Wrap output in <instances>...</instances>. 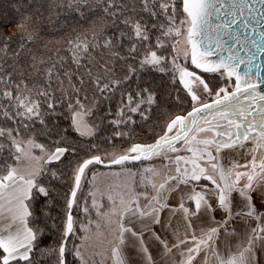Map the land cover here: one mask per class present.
<instances>
[{
    "label": "snow or ice",
    "instance_id": "6c2138e0",
    "mask_svg": "<svg viewBox=\"0 0 264 264\" xmlns=\"http://www.w3.org/2000/svg\"><path fill=\"white\" fill-rule=\"evenodd\" d=\"M12 11L0 19V264H129V249L156 264L149 239L164 264H264V0H14ZM185 99L191 111L152 143L101 153ZM225 150L245 162L225 166ZM146 161L160 166L128 167ZM95 166L120 171L89 179ZM98 175L130 179L105 187Z\"/></svg>",
    "mask_w": 264,
    "mask_h": 264
},
{
    "label": "trees",
    "instance_id": "16d2710c",
    "mask_svg": "<svg viewBox=\"0 0 264 264\" xmlns=\"http://www.w3.org/2000/svg\"><path fill=\"white\" fill-rule=\"evenodd\" d=\"M14 4V0H0V19L3 18H9L15 20L16 13L12 11ZM15 27L8 29V31H14ZM177 87H180L177 85ZM180 95L183 97L184 93L181 92ZM187 102V99H185L183 104H179L178 102H173L171 105H162L160 109H157L152 114V119L147 123L144 124L141 127H135V138L131 140H116L114 143L116 145V148L113 149L111 146L107 144H103L100 146L101 153L103 151H123L124 148H127L130 143H147L154 139L158 134L162 133L163 126L167 123L168 120H170L174 115L177 114H183L186 111H188L191 107L188 106V108L184 109L183 112H179L180 106L184 105ZM190 104V103H189ZM137 120L139 118L137 117ZM41 143L44 141L41 140ZM85 146L89 143L87 139H84L82 141ZM93 143L97 141H91ZM81 157L85 156L84 152H81ZM12 160L9 159L8 163ZM0 163H3V160L0 159ZM65 166H67V161H65ZM71 183L65 184L63 186V191H68L70 189ZM62 209V205H61Z\"/></svg>",
    "mask_w": 264,
    "mask_h": 264
},
{
    "label": "crops",
    "instance_id": "0c3cea01",
    "mask_svg": "<svg viewBox=\"0 0 264 264\" xmlns=\"http://www.w3.org/2000/svg\"><path fill=\"white\" fill-rule=\"evenodd\" d=\"M221 158H222V161L224 162L225 166H227L229 164V162L233 161V160L239 161L240 163L245 162V158H244L242 152H234V151L225 150L221 153ZM248 158L250 159V157H248ZM173 203H175V201H173ZM5 207H7L6 203H5ZM217 215L219 216V213ZM9 223H10V220L8 219L7 212L5 211V213L3 215H0V229L6 228ZM193 223L197 227V233L199 232L200 227H206L207 226V221L195 220ZM255 225H256L255 221H249L247 223L240 222V223H237L235 225V227L237 229V235L230 238V243L233 246V250H235V246L238 243H242L245 240L247 231L251 227H255ZM172 226L174 229L178 228L181 232V235H183V232H184L186 225L184 223L182 216L177 215L172 220ZM157 231L159 232L160 229H157ZM161 235L165 239H168L170 241L172 240V237L168 233L162 232ZM147 242H148L149 250L152 253L154 260L156 261V264H164V262L161 261V259H160V246H159V244L155 243L151 239H149ZM133 243L134 242L130 239L129 245L131 246ZM221 251L222 252L225 251L223 245H221ZM127 252L129 255V264H146V261L144 260V258L141 255H139L138 253L132 252L130 249L127 250ZM177 259H179V257H177Z\"/></svg>",
    "mask_w": 264,
    "mask_h": 264
},
{
    "label": "rangeland",
    "instance_id": "374dc122",
    "mask_svg": "<svg viewBox=\"0 0 264 264\" xmlns=\"http://www.w3.org/2000/svg\"><path fill=\"white\" fill-rule=\"evenodd\" d=\"M183 63L185 64V66H187L189 68L190 71H196L198 74L202 75L203 78L210 83V85L216 86V85L222 84V81L218 78V74H215V73H203V72L197 71V70H195V67L191 65L190 60L184 61ZM209 99H211V98H207V100H209ZM188 106L191 107V104H189V101L187 100V102L184 105L180 106L179 112H183L184 109L188 108ZM209 119H211V117ZM160 134H162V133H160ZM155 138L156 137H154V139ZM154 139H152L149 142H152ZM149 142H147V143H149ZM35 154L36 155H39L40 153H39L38 150H36ZM9 163H15V162L14 161H11ZM32 163L33 162L26 161V160H24L22 158L21 162L18 163V164H15V166L18 167V168H20L21 170H26V169H28L31 166ZM150 163L151 164H155L157 167L160 166L159 161H152V162H147L146 161L143 164H141L140 162L135 163V164H129L128 167H131L135 171V170L140 169L142 167L149 166ZM113 171H117V172L120 171L119 166L112 167L110 169H103L101 167L95 166V167H91V169H90V171L88 173V176H89V179H91V176H92V173L93 172H96V173H109V172H113ZM127 179H130V178L123 177V176H121V177H114V176H111V175H98L96 177L97 183H99V184H101L102 186H105V187L107 185H109V184L120 183V182H122L124 180H127ZM87 190H88V185H85L84 191L87 192ZM76 215H77V213L74 212V216H76ZM78 218L79 219H82L83 218L82 214H80L78 216ZM93 219H95V216H93ZM79 235H80L79 230H77V237H73L72 238L77 243H79V239H78V236Z\"/></svg>",
    "mask_w": 264,
    "mask_h": 264
},
{
    "label": "water",
    "instance_id": "95a60500",
    "mask_svg": "<svg viewBox=\"0 0 264 264\" xmlns=\"http://www.w3.org/2000/svg\"><path fill=\"white\" fill-rule=\"evenodd\" d=\"M193 66V65H192ZM209 102H210V100H209ZM188 111H191V109H189ZM187 111V112H188ZM187 112H185L184 114H186ZM183 115V114H182ZM208 118H210V117H208ZM153 142V141H152ZM152 142H149V143H152ZM136 163H138V162H136ZM98 167H101V168H106V167H104V166H98ZM112 167H116V166H112Z\"/></svg>",
    "mask_w": 264,
    "mask_h": 264
}]
</instances>
